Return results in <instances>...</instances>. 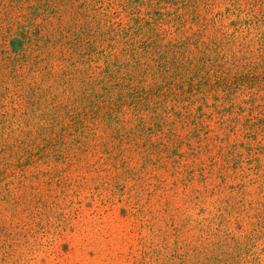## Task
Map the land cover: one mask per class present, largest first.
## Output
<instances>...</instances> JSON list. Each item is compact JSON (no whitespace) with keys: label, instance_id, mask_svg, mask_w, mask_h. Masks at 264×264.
<instances>
[{"label":"rangeland","instance_id":"1","mask_svg":"<svg viewBox=\"0 0 264 264\" xmlns=\"http://www.w3.org/2000/svg\"><path fill=\"white\" fill-rule=\"evenodd\" d=\"M126 2L71 0L65 20L73 17L77 26L88 22L96 27L99 22L127 27L144 17L155 23L157 38L201 37L221 65L264 72V0H211L200 5L199 17L178 8L179 2L144 1L134 10ZM116 58L111 56L108 65L128 81L124 68L132 70L131 63L124 66L127 59ZM105 64L104 57L93 53L88 73L101 78ZM156 70V65L146 73L132 70L134 83L161 80ZM255 91L244 87L230 114L228 107L219 113L203 108L202 140L185 138L191 148L182 144L177 157L182 180L175 183L169 161L164 190L151 175L154 167L139 182L126 177L112 159L93 157L72 166L53 160L32 168H60L53 174L62 179L50 191V185L41 186L45 198L27 196L16 206L0 200V264H264V86ZM19 102L12 96L1 100L0 114L6 113L0 126L5 132L10 124L13 130L19 127L15 133L37 135L48 121L36 119L35 125L24 126ZM233 117H238L236 124ZM7 140L5 135L1 145ZM3 153L0 163L7 157ZM141 161L136 156L132 164L141 168Z\"/></svg>","mask_w":264,"mask_h":264},{"label":"trees","instance_id":"2","mask_svg":"<svg viewBox=\"0 0 264 264\" xmlns=\"http://www.w3.org/2000/svg\"><path fill=\"white\" fill-rule=\"evenodd\" d=\"M69 1L0 0V102L8 96L19 100L24 126L35 125L32 122L36 119L48 121L33 136L15 133L19 127L13 130L10 124L6 132L0 126V139L5 135L8 138L0 143V150L7 154L0 163V200L10 202V206L27 196L45 198L40 188L50 185V191L52 183L62 179L53 174L60 168L39 172L32 168L53 164V160L72 166L93 157L112 159L126 177L139 182L152 166L156 172L151 175L164 190L161 186L167 184L164 176L170 170L169 161L174 166L172 175L177 176L175 183L182 180L177 157L182 156V144L191 148L190 143H184L185 138L202 140L203 108L213 107L219 113L228 107L230 114L244 87L258 92L264 86V72L237 64L221 65L218 58L211 57L209 42L201 37L157 38L155 23L144 17L127 27H103L99 22L96 27L88 22L77 26L73 17L65 20ZM128 1L126 7L134 10L136 5L150 0ZM170 1L179 2L177 7L194 13V17L201 15V4L211 3L158 0ZM93 53L106 62L98 79L88 73L87 62ZM111 56L124 57V66L131 63L137 72L146 73L156 65L154 72L162 75L161 80L136 84V73L128 67L124 68L128 81L121 80L124 73L108 65ZM226 101L229 105H225ZM212 113L211 110L206 119ZM233 119L236 124L238 117ZM254 123H250V133L254 132ZM136 156L142 160L141 168L132 164ZM198 167L202 171V166Z\"/></svg>","mask_w":264,"mask_h":264}]
</instances>
